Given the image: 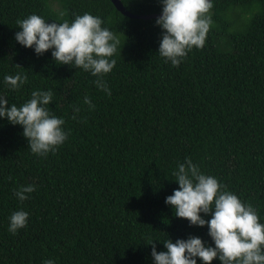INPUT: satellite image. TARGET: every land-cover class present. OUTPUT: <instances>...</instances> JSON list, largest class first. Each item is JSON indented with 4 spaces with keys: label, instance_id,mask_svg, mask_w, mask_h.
<instances>
[{
    "label": "trees",
    "instance_id": "1",
    "mask_svg": "<svg viewBox=\"0 0 264 264\" xmlns=\"http://www.w3.org/2000/svg\"><path fill=\"white\" fill-rule=\"evenodd\" d=\"M121 2L135 15L162 13L160 0ZM85 12L120 40L103 78L111 95L51 50L37 55L15 40L30 14L63 23ZM209 14L205 45L174 67L157 53L158 17L127 16L111 0H0V94L19 106L51 90L47 107L67 133L57 151L38 156L21 125L0 119V264H153L152 241L157 251L190 234L213 244L207 225H190L165 203L186 159L264 223V0H213ZM17 73L27 80L9 90L3 77ZM27 184L36 187L21 202L14 190ZM21 208L28 224L12 234L8 217Z\"/></svg>",
    "mask_w": 264,
    "mask_h": 264
},
{
    "label": "clouds",
    "instance_id": "2",
    "mask_svg": "<svg viewBox=\"0 0 264 264\" xmlns=\"http://www.w3.org/2000/svg\"><path fill=\"white\" fill-rule=\"evenodd\" d=\"M160 3L162 14L155 23L162 29V38L157 53L166 63L179 67L193 48L205 45L212 24L209 13L213 0H160ZM102 24L99 16L88 12L63 23H48L33 13L18 22L20 30L15 33V40L32 48L37 55L51 50L57 64L76 67L97 77L96 86L111 95L103 78L116 65L111 57L120 40ZM26 80L19 73L3 77L5 86L13 91L19 90ZM52 100L51 90H35L29 100L9 106V99L0 94V119L21 125L28 147L38 156L54 153L67 139L64 119L47 107ZM84 103L94 108L87 96ZM174 176L179 187L166 197L165 203L190 225H207L213 244L190 234L187 239L178 238L175 242L167 238L163 241L166 250L157 251L152 241L153 264H198V258L199 264H212L214 259L221 264H264V223L251 204L226 190L216 177L201 172L191 159L180 163ZM35 187V184L21 185L14 195L23 202ZM209 215L210 219L206 218ZM28 218L29 213L23 208L13 211L8 217V231L16 234L27 226ZM43 264L55 261L46 259Z\"/></svg>",
    "mask_w": 264,
    "mask_h": 264
},
{
    "label": "water",
    "instance_id": "3",
    "mask_svg": "<svg viewBox=\"0 0 264 264\" xmlns=\"http://www.w3.org/2000/svg\"><path fill=\"white\" fill-rule=\"evenodd\" d=\"M114 6L122 12L123 14L130 16V17H136V18H144V19H149V18H157L159 17L162 13L159 14H148V15H135L130 13L124 6L121 0H111Z\"/></svg>",
    "mask_w": 264,
    "mask_h": 264
}]
</instances>
